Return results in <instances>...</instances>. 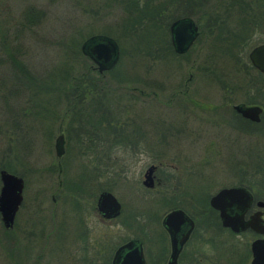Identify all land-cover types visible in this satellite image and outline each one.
Instances as JSON below:
<instances>
[{
	"label": "rangeland",
	"instance_id": "1",
	"mask_svg": "<svg viewBox=\"0 0 264 264\" xmlns=\"http://www.w3.org/2000/svg\"><path fill=\"white\" fill-rule=\"evenodd\" d=\"M225 1L207 0L205 4L208 10L220 14L224 12ZM28 9L38 13L32 22L27 20ZM129 15V9L120 7L114 0H0V170L4 169L2 165L10 162L25 181L23 201L16 214V228L12 234L3 236L0 219V264H110L117 245L140 236H145L146 249L154 253L156 245L151 243L152 235L149 236L148 232L161 230L167 199L182 197V184L192 182L187 187L189 193L208 191L212 195L222 186L233 185L242 178L238 170L242 162L252 166L251 172H256L255 166H264V122L260 126H251L248 131L250 137L246 138L222 120L223 117L230 118L231 106L243 102L247 96V93L229 86L230 83L241 84L239 72L245 69L243 58L247 59L252 46L264 43V17L260 19L257 16L255 23L252 20V30L248 34L247 45L240 49L243 53H240L238 64L221 69L227 64L226 57L221 49H210L213 36L208 33L202 34L188 56L177 59V64L171 59L167 62L153 59L152 49L140 45L141 39L148 36L145 25L153 23V20L123 28L126 22L122 20ZM203 17L204 14L202 26ZM236 19L235 14L229 17V22H235L234 28ZM100 32H112L116 38L125 36V40L119 39L121 49L130 50L120 57L116 71L99 80V90L102 93L107 91L123 124H132L141 116V120L148 119L146 123L154 122L161 127L165 118H180L176 106L189 103V99L179 95L171 103L169 97L174 90L188 85L197 108L188 105L186 111L191 108L201 114L203 123L199 145L181 140V153L186 155L188 162L201 160L204 167L198 178L178 167L179 158L175 157L179 155L178 144L171 142L173 138H170L168 147L165 146L168 142L155 137L154 143L162 151L169 149L166 157L161 159L168 164L174 162L178 170L171 171L170 177L165 170H158L156 175L162 184L155 185L154 189L148 190L142 181L146 168L159 158L152 156V152L148 153L151 147L149 145L147 149L143 143H139L138 149L114 148L112 169L96 179L94 187L82 197H73L62 188L59 166L62 173V167L67 165L66 176L69 179L80 174L83 166H89L75 141L67 145V116L71 113L68 101L58 88L49 97L35 99L46 103L43 107L48 105L54 110L52 117H38L37 111L43 107L34 105L28 95H24L28 92L16 76L18 72L10 60L15 55L17 59L13 58L24 66L29 75L59 84L64 71L58 68L65 62L74 66L71 74L76 77L89 70L92 62L83 54L76 55L74 47L77 45L81 52L83 41ZM135 43L138 46L131 50ZM134 51H140V57L131 55ZM214 67L222 70L218 78L214 77ZM120 71L125 75L124 80L115 78L121 77ZM256 76L252 70L248 74L253 82ZM226 82L229 86L224 84ZM244 88L252 91L253 98L257 96L254 87ZM141 91L145 96L140 94ZM97 94L101 93L95 91L92 96ZM92 96L88 95L85 101ZM48 98L51 101H44ZM256 101L264 105V99L257 98ZM23 109L27 115L18 120ZM231 118L235 121L234 113ZM172 123V130L177 133L179 128H174V125L178 127L180 121ZM242 131L245 134V130ZM60 133L65 138V154L61 159L54 152V140ZM101 148L102 145L98 149ZM254 175L250 173L249 181L254 180ZM101 186L111 187L110 192L122 203L120 217L112 220L99 217L96 201ZM160 198L164 201L159 202ZM143 231L146 233L142 234Z\"/></svg>",
	"mask_w": 264,
	"mask_h": 264
},
{
	"label": "flooded vegetation",
	"instance_id": "2",
	"mask_svg": "<svg viewBox=\"0 0 264 264\" xmlns=\"http://www.w3.org/2000/svg\"><path fill=\"white\" fill-rule=\"evenodd\" d=\"M114 1L120 7L126 6L130 11V15L123 18L122 20L126 22V25L123 28H127V25L133 26L135 23H141L147 19L153 20V23H148L145 25V28L148 30V33L146 34L148 35V37H150L149 40L151 42V49L153 53L148 54H151V57H154L153 59L164 60L165 62L171 59L174 60L177 64L178 61L176 60L180 57L188 56L191 49L196 43L199 42L200 38L202 37L204 29L201 24V19L204 10V0ZM183 18H190L193 20L195 26L197 27V36L186 52L178 53L175 51L172 44L171 27L173 23ZM160 23L162 24V28H160ZM111 33L108 34L106 32H100L96 34H102L112 37L118 43L119 51L121 54L122 49L119 43V39L120 41L121 38L125 40L126 37H120L119 35V38H116ZM96 34H91L90 36ZM128 36H131V34H129ZM134 47H136V45L132 46L131 50ZM136 55L139 56V54L137 53ZM151 57L148 58L152 59ZM107 72L108 71L99 72L93 62L91 65H89V70L87 71L88 74H95L102 77H104ZM262 75L264 80V74ZM180 88L181 89L174 90L173 95L169 97V101L171 103L173 100L175 101L179 95L189 99V103H184L181 106L175 105L180 111V118H165L163 125H161V127H158V125H156L154 122L146 123L145 121H148V119L144 121L141 120L142 118L141 116H139V118L137 120L134 119L135 121L131 124L134 126V128H132L134 133L132 132V135H130V144L128 145V147L122 146L124 147V149H138L139 143H143L148 149L150 145L152 150L148 149L147 152H152V156L159 158L158 161L152 163L146 168L147 170L151 166L155 167L154 171L150 175V180L153 183V187H145L148 190L154 189L155 185L162 184L161 179L156 175V172H158V170H165L169 177L172 174L171 171L174 172L178 170L174 162L168 164L164 162V159H161L162 157H166V152L169 149L167 148V151L163 149L162 151V149H160L161 147L154 143L155 137H160L163 142H168L167 144H165V146L167 145L168 147L170 138H173L171 142L174 141L175 144H178L179 155H175V157L178 156V167L182 171H184V173L198 178V175L201 173V170L204 167L201 160L199 162H188L186 155L181 153V140H188L191 143L199 145L198 142L201 141L200 132L203 119L201 117V114L194 112L191 108H188V110L190 111H186L188 105H193L194 108H197V102L195 101L194 96L191 95L188 85L185 84L183 88ZM140 94L142 96H145V93L142 91L140 92ZM194 94L196 95V93ZM154 96L157 97L156 94H154ZM235 104L231 106L230 110H232V112L229 116L230 118L223 117L222 120L229 127L241 132L244 137H250L248 133L251 127L249 122L250 120L242 117L234 110L233 106ZM246 105H259L262 108V113L260 115L261 121V116L264 112V106L259 103ZM232 113H234V115L236 116L235 121L233 120V118H231ZM138 120H140V122H137ZM177 120L180 121V124L178 127L174 125V128H179V130H177V133H174L172 130V122ZM166 123H168V125ZM242 129L245 130V134H243ZM171 145L174 144L172 143ZM220 150L221 149H219V151ZM216 153L218 154V151ZM183 163L184 166L182 165ZM240 165L238 167V170L240 172L239 176H241L242 174V178L233 185L222 186V188L218 189L212 195H210L208 191H206V193L198 194L187 192V187L191 185V182L189 184H182V197H179L178 199L166 198L167 203L165 204V206H167V208H165L166 212L161 219V230H158V232L155 229H151L150 232H148L149 236L152 235L150 240L151 243L156 245V250L153 251L154 253H152L149 248L146 249V242L144 239L145 236L144 238L140 236V238L134 237L125 240L117 245L113 252H115L119 246L123 245L129 240L138 239L142 246V252L146 264H168L170 262L171 254L173 251L172 236L168 229L162 224V221L168 213L174 210H180L184 213L185 219H178V221L176 220L175 222V225L178 229L176 234L179 239L183 240L176 258V264H264V175L262 176V174H264V166H255L254 168L257 169L256 172H251L250 170L252 166H246L245 162H242V164ZM146 170L144 172V175L146 173ZM250 173L255 174L253 177V181H249ZM196 178H194V180ZM162 181L164 182V179ZM238 187L244 188L247 191L249 197L241 195L238 197L217 199L214 202H217L220 205L219 208L212 204V198L219 191L223 189ZM101 192H99V194ZM160 199H158L159 202L164 201V199ZM120 204L121 211L116 218L120 217L123 212L122 203L120 202ZM157 205H160V203H158ZM222 211L224 213L223 215L226 216V220H230L231 224L224 223L221 215ZM98 215L102 220H107L102 218L99 213ZM234 227L237 228V230H235ZM145 233V231L142 232V234ZM113 255L110 260V264H112Z\"/></svg>",
	"mask_w": 264,
	"mask_h": 264
},
{
	"label": "trees",
	"instance_id": "3",
	"mask_svg": "<svg viewBox=\"0 0 264 264\" xmlns=\"http://www.w3.org/2000/svg\"><path fill=\"white\" fill-rule=\"evenodd\" d=\"M204 1L207 3V0ZM205 2L203 4V34H212L213 37L210 49L214 50L213 48H219L221 49L224 57H226L225 62L227 64L221 69H226L227 66H230L232 68V66L238 64V60L241 59V54L243 52H240V49L244 48L247 45L246 42L248 34L252 30V20L255 23V21L257 20V16L260 19L264 17V0H226L224 12L220 14H216L215 12L208 10ZM253 5L256 6L254 7ZM234 14L237 16V23L235 28L233 27L235 25L234 20L232 22H229V17L233 16ZM37 16L38 13L36 10L28 9V22L34 21ZM213 32H217V34H214ZM141 41L142 42H140V45L142 47H145V49L149 47L151 48V42L148 39V36L147 38L144 37L143 39H141ZM135 44L136 46H138L137 43ZM125 51L127 53L130 50L122 49L120 57L126 55ZM74 53L76 55L82 54L78 51L77 45L74 47ZM136 53L140 54V51H134V53H131V55H136ZM211 56L212 55L210 54V57ZM13 57L15 58L16 56L13 55ZM13 57L10 60V63L12 61V66L18 72L16 76L18 77L19 81L25 86L28 92V94L25 93L24 95H28L27 98H29V100H31L34 105L37 104L38 107H43V105H46V103L39 100L37 102V100L35 99H40V97L42 96L49 97L50 94H52L54 91H57V88L59 92L63 93L66 100L68 101V108L71 113L69 116H67V145L75 141L77 149H80V152L85 156L86 162L89 166L86 168L82 165V171L80 174H78L79 176L76 175V177H74L73 179H69L66 176V174H68V171L67 165L65 164L62 167V173L61 167H59V172L61 174L59 173L60 176L58 175V177L60 178V184L62 188L65 189L67 193L73 195V197H82L83 194L89 193L88 191L94 184L93 182H96V179H99L101 176L105 175L112 169L111 165L113 163H111V153L113 149L118 148L119 146L128 147V145L130 144V135H132V128H134V126L131 124H123L120 115L117 114V107H114L113 101L107 95V91L102 93V91L99 90V80L103 78L102 76L89 75L87 73V70H85L84 72H82V74L76 77L75 75L71 74V69H74V66L65 62L58 68L61 71L63 70L64 73L60 76V81L62 82L57 84L53 81H46L47 78L40 79L29 75L24 66L21 65L20 62L18 64V61L15 60L17 58L14 59ZM138 57H140V55ZM116 67L117 65L110 69V71L108 70L106 74L116 71ZM243 67L245 69L242 72H239L241 74L239 76L240 80H242L241 84L232 85L233 83H230V86L227 82L224 84L229 87H235V89H238L243 93H247V96L244 97L245 99L243 100L244 103H258L256 101L257 98L264 99V95L262 92L263 75L260 72L256 71V69L249 62L248 57L247 59L243 58ZM205 69L209 70L208 68ZM212 70L213 73H215L214 77L217 78L218 75L221 74L219 72L222 71L218 70L216 67H214ZM251 70L257 75L254 82L252 81V78L250 79L248 77V74ZM118 74H120L121 77L118 75L115 78H123L122 80L125 79V75L121 71ZM244 87H254L257 96L253 98L252 91H248ZM95 91L101 94L92 96L93 94H95ZM88 95L92 97H90L89 100L85 101ZM44 101L51 100L48 98ZM45 109L47 110V112H50L48 113V115ZM53 112L54 110H52L47 105L46 107H43V109L37 111V116L45 118L52 117ZM26 115L27 113L23 109V112L20 113V115L18 114V120L22 116L25 117ZM18 120L16 119V124ZM249 122L252 127L260 126L261 123L264 122V112L259 123H255L252 121ZM100 145H102L101 150L98 149L100 148ZM1 167L7 169L9 172L17 174L12 163L10 162L2 165ZM17 175L22 176L21 174ZM101 187L99 189V192L104 190H111V187L109 186L102 188ZM2 228L3 236H7L13 233L16 225L14 224L12 229H6L4 228V226H2Z\"/></svg>",
	"mask_w": 264,
	"mask_h": 264
},
{
	"label": "water",
	"instance_id": "4",
	"mask_svg": "<svg viewBox=\"0 0 264 264\" xmlns=\"http://www.w3.org/2000/svg\"><path fill=\"white\" fill-rule=\"evenodd\" d=\"M171 31L172 44L178 53L186 52L197 36V27L190 18H183L173 23ZM80 50L83 55L90 58L99 72L112 69L117 64L120 55L118 43L112 37L102 34L88 37L81 44ZM248 59L256 70L264 74V43L253 46L248 53ZM233 108L242 117L250 121H260L262 108L259 105L238 103ZM54 152L59 159L65 153V138L62 133L57 135L54 140ZM154 169L155 167L151 166L146 170L142 182L145 187H153L150 175ZM0 182V219L4 228L12 229L16 214L23 201L24 179L6 169H1ZM241 195L249 197L247 191L242 187L223 189L212 198V204L219 208L220 205L214 202L215 200ZM96 209L102 218L109 220L116 218L120 214L121 204L112 192L102 191L97 197ZM221 213L224 223L231 224L230 220H226L223 211ZM178 219H185L184 213L180 210H174L168 213L162 221V224L172 236L173 251L168 264H176L180 245L183 242L176 234L178 229L175 222ZM234 229L237 230L235 227ZM112 264H146L140 241L138 239H132L119 246L114 252Z\"/></svg>",
	"mask_w": 264,
	"mask_h": 264
}]
</instances>
